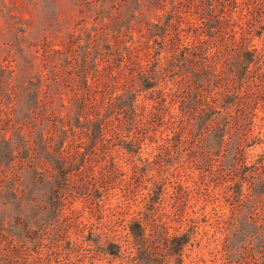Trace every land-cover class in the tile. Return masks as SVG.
I'll return each instance as SVG.
<instances>
[{
  "label": "rangeland",
  "instance_id": "1",
  "mask_svg": "<svg viewBox=\"0 0 264 264\" xmlns=\"http://www.w3.org/2000/svg\"><path fill=\"white\" fill-rule=\"evenodd\" d=\"M212 1L223 3L220 22L200 43L199 12L181 6L169 16L168 0H0V47L7 11L31 49H64L62 103L75 93L79 121L102 120L95 138L65 109L62 127L38 111L20 124L29 145L39 132L49 152L0 159V250L13 248L26 264H129L134 239L145 236L151 247L170 242L167 264H264V195L249 187L250 174L264 175L263 9ZM148 22L157 24L155 44ZM181 55L191 62L179 67ZM51 64L36 60L25 79L47 75ZM19 66L0 106L10 140L4 112L22 115L11 91ZM190 69L205 74L203 83H193ZM120 94L132 107L114 101Z\"/></svg>",
  "mask_w": 264,
  "mask_h": 264
},
{
  "label": "trees",
  "instance_id": "2",
  "mask_svg": "<svg viewBox=\"0 0 264 264\" xmlns=\"http://www.w3.org/2000/svg\"><path fill=\"white\" fill-rule=\"evenodd\" d=\"M232 3H235V0H229ZM250 2L252 5H254L256 8L263 10L260 12V14H263L264 16V0H240V3L248 5ZM168 3L170 4L169 9V16L173 11H176L179 7H193L196 11L200 14V23L196 26V29L199 30V33L204 37L200 43L204 42L205 39L211 38L214 36L215 28L220 22V18L217 17V13H222L223 9V3H216L212 0H168ZM262 6V7H261ZM5 24L7 26L6 31L3 33L4 42L3 45L0 47V54H3L2 60L6 62V65L3 67L0 64V106L4 104L6 94V89L9 87L8 81L5 79H9L10 74L13 73L14 68L12 67L13 64L15 66L20 65L17 75L15 78H13L12 85H11V91L13 92L15 103L22 105V115L19 117L16 109H11L8 112H4V123L7 125H11L12 128L15 130L14 138L10 140L4 138L3 135V129L0 125V159L1 160H8L10 158L14 157H25L26 155L30 154L31 152L35 154H42L44 152H49L48 147L46 146L43 139H41V133L38 132V141L35 145L31 146L27 143V140L20 134V124L23 122H30L31 119V112L38 111V113L42 114V119H46V117L49 114H53V119H56L60 122V126L62 127L63 123V117L59 116L61 109H65L66 113H71V120L73 124H80L84 128H88L90 137L95 138L100 135V128H101V119H85L81 122L79 121L78 117V107L81 109V104L76 105L77 97L75 96V93L70 95L67 98V102H69L68 106L64 105L62 103V93L60 87L62 85H66L65 77L62 76V71L65 72L67 67L69 66V61L67 60V57L65 55L64 49L61 48H51L46 49L42 48L40 53H38V49H31V44L28 40H26L24 37L25 29L21 27H17L16 23L18 22L16 19L13 18L11 14H9L7 11L5 12ZM13 20V21H12ZM130 18L126 19L125 26H127ZM122 24V23H121ZM148 38H151V42L155 44L156 38L153 37V35H158L159 33H153L152 31L154 28H157L156 23L148 22ZM123 25V24H122ZM16 26V27H15ZM264 26V25H260ZM261 27V28H262ZM116 32H120V29H116ZM21 33L20 36L17 35ZM154 38V39H153ZM148 41V40H147ZM22 43H25L24 46H22ZM123 48H126L125 45H123ZM195 47H193L194 49ZM81 54L86 55L87 54V48L85 46H82ZM251 54L252 51H247L244 53L246 58L244 59V62H248L251 60ZM195 53H191V56H194ZM40 60L43 68L46 67V63H52L49 65L48 73L47 75H42L40 71H38L36 74L32 75L31 79H25L26 74V66H32L33 63H35L36 60ZM84 60V59H83ZM178 61H181L179 67L185 66L186 63L191 62V58H188L187 56L181 55V57H177ZM239 61V55L235 56V62ZM16 62V63H15ZM20 63V64H18ZM92 66H94V62H91ZM58 64L60 65L61 71L58 73L53 72L54 65ZM24 67V69L21 70V68ZM85 67V62L81 61L78 66V75L80 76L82 80V86L85 88V91L87 89V83H86V74L87 71L83 70ZM87 68V63H86ZM188 68L187 66L185 67ZM88 70V68H87ZM67 73L70 71H66ZM189 72L192 74L193 83L198 85L200 83H203L205 79V74L198 73L197 71H194L193 69L189 70ZM7 73V75H5ZM66 74V73H65ZM27 82V86H22L23 82ZM20 82V83H19ZM146 87H149L151 85L150 83H147ZM25 91L27 93H25ZM86 93V92H85ZM42 95L40 98L39 96ZM8 97V96H7ZM123 94H120L116 98H114V101H120L119 105L121 108H130L132 107V101L131 97L128 98H122ZM196 97V93H193L189 98V103H193L194 98ZM87 94H82L80 99L81 103H85V101L88 99ZM121 98L123 100H121ZM54 102H58V106L61 108H58L54 106ZM76 105V106H75ZM19 108V107H18ZM75 108V110H74ZM21 111V110H20ZM1 112V107H0ZM2 118H0L1 120ZM1 123V121H0ZM60 127V128H61ZM39 129V128H38ZM40 130V129H39ZM61 137H64L66 135V130L61 129ZM16 151L15 154L13 152ZM39 152V153H38ZM246 170H250L246 169ZM245 170V171H246ZM249 187H250V193L255 198H259L262 195H264V175H249ZM42 179V178H40ZM38 180V179H37ZM244 180V177H241V181ZM240 181V182H241ZM239 182V187H241V183ZM47 183V182H46ZM166 241V242H165ZM168 243V244H167ZM170 242H168L167 239H161L157 240L156 245L151 247V242L149 237L145 236H138L134 239V247L136 248V251L134 255H132L129 258V264H167L169 262V258L171 254H173V247L169 245ZM162 245L167 250L165 251H158V247ZM177 249V248H176ZM13 248H10L7 250V248H2L0 250V264H26L25 262L18 263L13 255ZM35 264V263H34Z\"/></svg>",
  "mask_w": 264,
  "mask_h": 264
}]
</instances>
